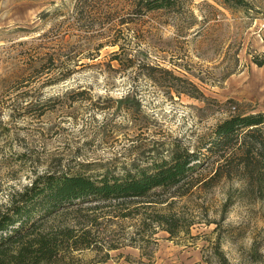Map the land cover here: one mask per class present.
Segmentation results:
<instances>
[{"label": "rangeland", "instance_id": "rangeland-1", "mask_svg": "<svg viewBox=\"0 0 264 264\" xmlns=\"http://www.w3.org/2000/svg\"><path fill=\"white\" fill-rule=\"evenodd\" d=\"M247 1L136 17L129 0H0V214L37 175H123L188 150L203 157L194 179L141 203L144 215L89 212L98 246L74 263L264 264V127L207 151L220 123L264 112V0ZM157 213L174 217L173 233L150 218L143 228Z\"/></svg>", "mask_w": 264, "mask_h": 264}, {"label": "trees", "instance_id": "trees-1", "mask_svg": "<svg viewBox=\"0 0 264 264\" xmlns=\"http://www.w3.org/2000/svg\"><path fill=\"white\" fill-rule=\"evenodd\" d=\"M229 8L250 9L247 0H222ZM184 0H129V9L136 17L153 11H180ZM255 63L264 66V56ZM264 127V112L234 115L220 123L207 144V151L222 154L246 144ZM256 143L264 145L257 137ZM253 144V143H251ZM252 150L245 162L253 163ZM199 162V163H198ZM203 157L188 150L175 149L168 159L152 167L131 170L123 175L103 174L99 177L68 172L37 175L30 185L11 196L9 206L0 214V264H72L73 255L98 246L94 226L95 211L102 207L114 210L116 218H135L141 213V203L148 202L157 192L169 191L194 179ZM129 205H136L128 207ZM85 211L76 225L51 227L46 222L71 213ZM148 216V215H147ZM143 221L148 229L152 222L164 223L171 233L177 228L174 217L149 215ZM153 226V225H152ZM142 236V235H141ZM142 238H144L142 236ZM117 249L111 247L110 250Z\"/></svg>", "mask_w": 264, "mask_h": 264}, {"label": "bare ground", "instance_id": "bare-ground-1", "mask_svg": "<svg viewBox=\"0 0 264 264\" xmlns=\"http://www.w3.org/2000/svg\"><path fill=\"white\" fill-rule=\"evenodd\" d=\"M251 90H254L256 86L259 84V81L255 77L249 78L246 82Z\"/></svg>", "mask_w": 264, "mask_h": 264}]
</instances>
